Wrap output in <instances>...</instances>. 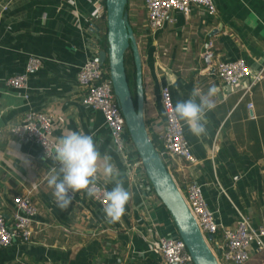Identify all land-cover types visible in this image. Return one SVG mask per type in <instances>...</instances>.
Here are the masks:
<instances>
[{
    "label": "crops",
    "instance_id": "1",
    "mask_svg": "<svg viewBox=\"0 0 264 264\" xmlns=\"http://www.w3.org/2000/svg\"><path fill=\"white\" fill-rule=\"evenodd\" d=\"M128 1L125 14L135 28L141 57L150 137L157 140L165 130L162 83L169 85L174 105L188 99L194 88L202 93L216 89L215 108L206 113V136L197 138L183 121L197 161L171 160L179 188L201 183L208 206L226 225H234L238 209L264 226V74L246 89L250 79L229 85L216 73L218 61L237 57L254 70L259 67L264 59V0H213L212 14L198 7L189 15L173 10L155 31L148 28L143 0ZM91 9L90 0H13L0 19V214L8 221L12 196L29 193L38 220L30 242L0 245V264H162L148 249V240L154 229L165 233L172 227L171 214L157 208L160 199L142 185L136 170L133 179L126 175L132 153H117L102 114L81 102L77 65L88 48L98 51L97 31L89 23L99 25L101 19L93 20ZM28 52L41 55L43 63L29 75L26 101L5 86L3 77L21 70ZM28 107L54 115L57 140L71 131L89 134L101 155L111 157L120 172L117 179L131 193L119 222H107L97 202L83 192H75L67 208L57 206L47 177L59 165L45 158L37 143L8 131ZM99 179L110 190L115 186L103 176ZM149 216L158 219L153 230ZM241 264H264V253L253 251Z\"/></svg>",
    "mask_w": 264,
    "mask_h": 264
},
{
    "label": "built area",
    "instance_id": "2",
    "mask_svg": "<svg viewBox=\"0 0 264 264\" xmlns=\"http://www.w3.org/2000/svg\"><path fill=\"white\" fill-rule=\"evenodd\" d=\"M13 0H0V19L5 17L6 11ZM74 2V0H71ZM92 9L90 17L102 19L105 17V0H90ZM146 9L147 25L150 30H157L162 27L170 12L175 10L184 15H189L193 8L198 7L203 11L212 14L216 12L213 0H143ZM89 26L98 31L97 25L93 22ZM88 53L82 62L77 65L76 80L83 90L81 102L85 107L98 110L102 114V125L108 132L112 147L123 157L131 152L132 157L126 168V175L131 178L137 175L145 181L142 185L153 190L149 179L142 166L138 152L129 136L125 120L118 101L116 99L112 82L108 73L107 65L96 60V50L87 49ZM43 63V57L34 52H28L24 67L6 77L3 83L6 87L16 90V93L26 101L29 100L30 86L29 75L37 71ZM216 73L220 79L229 84L236 85L243 79H250V85L261 78L264 74V59L259 67L254 70L243 57L235 59L220 60L216 63ZM160 100L165 117V130L158 136L157 150L159 155L170 170L171 160L182 158L188 163H194L195 156L191 151L189 141L184 132V123L174 111V103L169 85L162 83L160 87ZM247 106L252 107L249 102ZM54 115L44 109L28 107L22 118L9 125V133L19 139H30L37 143L46 157V147L52 149L57 143L55 136ZM50 157V156H49ZM97 191L92 197L101 210L109 202L107 192L111 191L100 179L97 181ZM180 191L192 212L200 230L203 234L214 235L220 230V236L209 242L216 258L220 264H241L249 259L253 251L264 253V226L255 225L249 215L237 209L238 216L234 225L224 224L211 209L204 196L202 184L189 182L184 190ZM71 201L75 193L69 191ZM148 198L150 195L147 196ZM143 208L148 211V200H142ZM13 210L10 219L7 221L0 214V245H8L15 240L30 242L34 234V224L37 208L28 194H15L12 196ZM157 208L168 212L162 201L156 204ZM152 209V206H151ZM170 215V214H169ZM152 230L155 228L157 218L149 216ZM154 236L148 242V249L160 256L162 264H194L184 240L179 236L175 223L172 219V227L165 233H157L154 229ZM210 241V240H209Z\"/></svg>",
    "mask_w": 264,
    "mask_h": 264
},
{
    "label": "water",
    "instance_id": "3",
    "mask_svg": "<svg viewBox=\"0 0 264 264\" xmlns=\"http://www.w3.org/2000/svg\"><path fill=\"white\" fill-rule=\"evenodd\" d=\"M127 0H105L107 48L99 49L96 60L106 64L114 93L129 136L156 196L165 205L184 240L194 264H220L209 245L212 234H203L171 171L150 137L143 113L141 57L135 34L126 19ZM131 49L135 66V97L125 67V51Z\"/></svg>",
    "mask_w": 264,
    "mask_h": 264
},
{
    "label": "clouds",
    "instance_id": "4",
    "mask_svg": "<svg viewBox=\"0 0 264 264\" xmlns=\"http://www.w3.org/2000/svg\"><path fill=\"white\" fill-rule=\"evenodd\" d=\"M215 95L214 87L209 88L207 93L194 88L188 99L177 101L174 106L175 114L197 138L207 135L206 113L215 108L212 100ZM46 149V157L50 156L59 165L47 177V184L53 189L52 195L58 207L64 209L69 206L72 199L69 191L94 197L97 181L103 176L108 182H115V186L106 194L109 201L103 209L106 220L116 223L122 219L131 193L117 179L119 170L110 156L101 155L92 135L71 131L61 136L52 149Z\"/></svg>",
    "mask_w": 264,
    "mask_h": 264
},
{
    "label": "trees",
    "instance_id": "5",
    "mask_svg": "<svg viewBox=\"0 0 264 264\" xmlns=\"http://www.w3.org/2000/svg\"><path fill=\"white\" fill-rule=\"evenodd\" d=\"M128 3L129 1L127 0L125 9H124L125 13H127ZM127 20L130 23V18L128 16H127ZM98 24H99L97 25L98 31H97V35L95 36L94 44H95V47H97V50L106 49L107 48V38H106L107 29H106L105 17H103ZM130 25L133 28V31H135L134 26L131 23ZM125 67H126V73H127V78L129 81L130 89L132 91L133 96L135 97V66L133 64L132 51L130 48L125 51ZM152 140L154 144L157 145V140L155 138H152ZM219 235H220V231L218 233H215L209 242L212 243L214 238L218 237Z\"/></svg>",
    "mask_w": 264,
    "mask_h": 264
},
{
    "label": "rangeland",
    "instance_id": "6",
    "mask_svg": "<svg viewBox=\"0 0 264 264\" xmlns=\"http://www.w3.org/2000/svg\"><path fill=\"white\" fill-rule=\"evenodd\" d=\"M131 80H132V78H131Z\"/></svg>",
    "mask_w": 264,
    "mask_h": 264
}]
</instances>
